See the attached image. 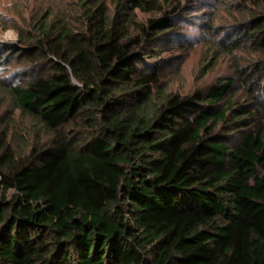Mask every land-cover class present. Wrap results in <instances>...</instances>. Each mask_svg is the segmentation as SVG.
Here are the masks:
<instances>
[{
  "label": "trees",
  "instance_id": "trees-1",
  "mask_svg": "<svg viewBox=\"0 0 264 264\" xmlns=\"http://www.w3.org/2000/svg\"><path fill=\"white\" fill-rule=\"evenodd\" d=\"M63 1L32 6L3 56L37 74L3 87L0 264H264V88L235 101L264 77V0L240 1L227 46L258 61L185 97L152 61L188 44L181 0Z\"/></svg>",
  "mask_w": 264,
  "mask_h": 264
},
{
  "label": "rangeland",
  "instance_id": "rangeland-1",
  "mask_svg": "<svg viewBox=\"0 0 264 264\" xmlns=\"http://www.w3.org/2000/svg\"><path fill=\"white\" fill-rule=\"evenodd\" d=\"M72 1L64 0L63 5ZM181 1L185 6L183 17L187 18L181 29L188 44H163L158 48V56L152 58L153 62L160 63L157 71L161 75L162 89L166 94L185 97L200 91L206 92L210 85L220 82L221 79L236 76V68L247 70L246 67L258 61L247 48L235 51L234 55L227 52L228 42L237 34L233 29L248 17L246 11L240 7L241 0H220L217 3L216 0H192L191 3L188 2L190 0ZM38 3L40 0H0V121L10 104L3 87L26 85L37 74V67L20 63L16 59L7 61L3 56L6 48L21 47L20 34L16 28L29 27L33 17L32 6H37ZM192 5L197 6L195 11L191 9ZM147 18L138 13L140 22H145ZM236 81L235 89L238 93L235 101L239 104H253L255 100L251 93L257 95L264 88V77L259 75L245 89L240 86V79ZM246 89H250V92H245ZM259 99L260 103L252 105L251 109H261L257 121H262L264 127V95ZM15 117L23 128L30 131L33 128L43 134V138L37 141L47 140L49 137L42 128L34 126L33 120L21 117L18 113ZM2 138L4 137L0 135V142ZM13 195L12 190L5 194L8 199Z\"/></svg>",
  "mask_w": 264,
  "mask_h": 264
}]
</instances>
